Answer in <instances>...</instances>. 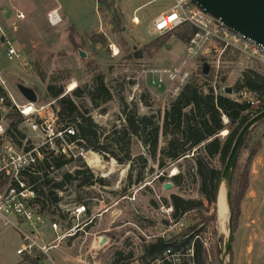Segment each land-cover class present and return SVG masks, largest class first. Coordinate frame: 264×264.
I'll return each instance as SVG.
<instances>
[{
    "label": "rangeland",
    "instance_id": "obj_1",
    "mask_svg": "<svg viewBox=\"0 0 264 264\" xmlns=\"http://www.w3.org/2000/svg\"><path fill=\"white\" fill-rule=\"evenodd\" d=\"M65 1L72 24L77 30L74 31V43L70 40L73 26L65 21L57 26H52L48 22V13L53 10L51 0H4L0 3V89L5 92L12 107L20 114L18 106L29 104L19 92V85L36 92L37 104L40 107L52 103L53 100L48 98L46 93L48 83L42 82L37 76L35 70L37 64L48 75L62 70L70 73L71 79L63 84L64 95H71L77 87L89 85L92 70L104 73L107 86L113 94L112 100L99 107L92 105L88 99L85 103L95 123L107 131L124 123L120 97L128 104L138 105L141 115L158 114L162 121L164 111L171 100L169 90L172 86L168 83L163 90H159L151 85V77L141 75L142 71L148 68L178 67L185 54V44L175 37L166 40L165 45L153 55L145 50L154 40L163 37L154 32L153 20L159 13L169 8L170 0H113L119 8L114 6L115 13L104 7H99L98 11L95 0ZM144 5L146 7H143ZM6 12H11L9 18H6ZM17 12L22 13L24 19H17ZM134 16L140 19V23L137 20L138 25L132 22ZM99 27H102L104 32L101 31L98 38H92L95 36L94 31L84 34L89 29ZM2 38L5 39L4 43L1 42ZM7 42H11L19 51L21 59L14 61L8 59ZM113 45L120 51L117 57L113 56ZM80 51L86 54V58L80 57ZM135 52H142L143 58L128 59ZM204 64L215 67L218 79L222 74L226 77V82L221 84L216 80L217 74H212L214 70L210 71L215 77L214 82H217L218 89L233 87L246 67L243 61L238 62L232 58H226L218 65L210 59L198 61L192 66L193 77L199 74L201 68L203 71ZM140 76L141 79L136 81L135 79ZM74 84L76 87L71 90ZM144 94L150 96L148 103L151 108L141 103ZM57 108L58 106H52L54 111ZM33 120H38V117L35 116ZM224 123L227 124L225 119ZM4 125L9 127V118ZM23 127L25 126H20V131L25 135L23 143L27 144L28 141L30 146L42 148L45 153L53 150L44 146L43 137ZM226 133L228 134V130L220 134L221 138L224 139ZM166 143L167 140L161 133L158 155L154 159L146 146L134 140L131 152L136 163L132 174L134 182L131 186H128L130 164L120 165L113 158L104 159L101 155L86 151L77 145L66 148L67 159L73 160V163L64 171L72 172L78 167L85 170L83 167L85 165L91 170L94 178L102 179L104 184H96L84 192L85 199L90 204V214L87 212L78 214L76 210L78 206L72 203L76 199L73 191L77 183L60 194L63 198L59 206L60 213L55 216L49 212L44 213L49 220L57 222L61 227L58 235L46 230L40 239L48 247L57 246L49 253L55 264H111L116 259L118 251L122 249L120 243L123 233L116 232L115 229L132 218L129 214L131 205L124 200L129 193L137 194L139 199L137 208L141 210L147 207V203L153 204L156 194L162 201H170L172 194L186 199L200 198L198 185L194 184L193 177L187 178L180 187H176L172 182L173 178H170L173 173H176L175 175L179 173L178 163H184L183 161L170 163L164 168L159 167L157 160ZM65 144L62 142L63 146ZM54 148L57 150L56 145ZM61 152H58V155ZM251 155L252 160L249 162ZM140 157L147 159V166L144 181L136 184L137 171L143 166ZM188 166L189 164L184 163L185 169ZM162 175L165 176L164 181L159 178ZM234 177L236 187L243 185V192L235 205V209L238 208L236 217L231 205L234 213L235 238L231 257L227 261L229 264H264V122L251 132L246 146L242 149ZM164 182L171 183L173 188L166 191L162 187ZM145 183L149 185L145 187ZM212 212L202 213L209 217ZM202 213L194 210L190 217L201 221ZM216 217L217 236H214V244L216 238L217 245L220 243L221 250H224V243L229 235L230 213L223 224L219 219L216 203ZM72 229H76V235L67 237V233ZM59 236L64 238L58 239ZM102 237H106L109 242L104 248L97 250ZM17 247V232L0 221V264L17 263L20 259L16 254ZM218 257L220 264L221 256Z\"/></svg>",
    "mask_w": 264,
    "mask_h": 264
},
{
    "label": "trees",
    "instance_id": "obj_2",
    "mask_svg": "<svg viewBox=\"0 0 264 264\" xmlns=\"http://www.w3.org/2000/svg\"><path fill=\"white\" fill-rule=\"evenodd\" d=\"M98 3L100 7L116 12L114 3L108 0H98ZM115 18L118 20V16L115 15ZM194 34V27L185 24L154 40L145 50L153 55L171 37L177 38L186 45ZM99 36L101 35H95L92 38ZM70 40L75 42L74 29L71 30ZM103 41L105 40L103 39ZM142 58V52H135L128 59L140 60ZM231 58L237 61L235 57ZM35 70L41 81L48 83L47 97L55 101L59 108V123L74 130L75 134L70 137V143L86 151L99 154L104 159L113 158L120 165L130 164L128 186L134 182L132 174L135 170L136 159L131 152L134 140H138L146 146L151 157L156 159L159 138L162 133L167 143L166 147L160 151V157L157 160L159 167L164 168L170 163H178L179 161L189 164L188 168L185 169L184 163H178L179 173L173 177L172 182L176 187H180L187 178L193 177L194 184L198 185L197 190L200 196L198 200H194L172 194L170 201L175 208V217H181L183 214L194 210L207 214L213 211L209 217H205L203 213L200 214V220L205 223L215 237L217 236L215 230L216 203L222 181V172L240 131L253 117L264 111V74L254 70L244 71L232 87L234 93L248 91L257 94L259 98L257 109L251 108L247 103H239L225 96L218 89V85L214 84L213 75L211 73L204 75L201 68L199 74L192 77L178 97L169 101L162 121L158 114L141 115L138 105L128 104L123 97H120L119 102L124 123L107 131L95 123L85 103L88 99L92 105L99 107L112 100L113 94L107 86L104 73L92 70L89 85L77 87L71 95H64L63 84L71 79L68 71L62 70L48 75L37 64ZM218 81L223 84L226 82V77L222 74ZM37 93L39 94V92ZM0 97L5 98V105L9 113L10 125L7 133L16 143L21 145L20 140L25 139L24 132L20 131L22 116L12 107L2 89H0ZM149 100L150 96L142 95L141 103L146 107L150 106ZM105 112L104 110L103 113ZM224 119L228 121L227 124L224 123ZM225 130H228V134L223 139L220 134ZM250 134L243 148L246 146ZM140 160L143 166L137 171L136 184L142 183L145 179L147 159L140 157ZM251 160L252 155L249 162ZM72 163L73 160L67 159L64 155L47 154L38 169L28 175V183L34 187L39 196L38 203L42 213L49 212L53 216L60 213L59 206L63 201L60 194L77 183L73 191L76 199L72 203L78 207H85L87 214H90V204L87 203L84 192L96 184H104V181L95 179L91 170L85 165H83L85 170L78 167L72 172L64 171ZM164 178L161 179L164 181ZM236 184L234 177L231 205L235 217L238 215V208L236 210L235 205L241 192H243V185L236 187ZM215 240V244L210 248L204 247L201 243L197 244L199 264H219V246L216 238ZM156 247L159 250L164 248V246Z\"/></svg>",
    "mask_w": 264,
    "mask_h": 264
},
{
    "label": "built area",
    "instance_id": "obj_3",
    "mask_svg": "<svg viewBox=\"0 0 264 264\" xmlns=\"http://www.w3.org/2000/svg\"><path fill=\"white\" fill-rule=\"evenodd\" d=\"M2 1L0 0V3ZM16 18L22 20L24 15L17 12ZM47 18L52 26H57L62 21L58 11H51ZM132 22L138 24L134 18ZM185 24L193 26L195 34L185 45V54L180 65L144 69L141 75L151 77V85L159 90H163L170 83L171 99L178 97L191 81L192 66L200 60L210 59L218 65L226 58L235 57L238 62L246 63L243 72L254 70L264 74V45L230 29L221 20L208 14L195 0H170L169 8L153 20V30L157 35L163 36ZM112 52L114 57L120 54L114 45ZM7 56L10 61L22 58L11 42H7ZM209 66L210 71L214 70V75L217 74L215 77L218 80V71L214 66ZM141 76L135 80L139 81ZM216 83L215 81L214 84ZM227 88H221L220 92L226 94ZM10 97L14 100L11 95ZM228 97L239 103H247L253 109H257L259 105L257 94L248 91L233 92ZM5 103V98L0 97V184L3 183L0 186V220L19 232L23 245L17 250V255L21 257L23 264H55L49 253L57 246L48 247L40 238L46 230L58 235L61 227L41 212L39 196L28 183L27 177L38 169L47 154L53 153L56 156L62 151L60 155L66 156V148L76 146L70 143V137L75 133L73 128L59 123V108L52 110V106L57 107L55 101L41 107L37 103L28 104L27 106L32 107L30 113L27 106H18L23 119L21 125L25 126L23 128H29L43 137L44 146L53 150L45 153L42 148L30 146L28 141L27 145L23 140H20L19 145L8 135V127L4 125L8 118ZM35 116L38 120L34 121ZM225 122L228 121L225 119ZM61 141L66 143L65 146ZM55 145L57 150L54 148ZM175 174L173 173L170 178L176 176ZM163 177L165 176L159 178ZM167 184L169 183L164 182L162 187L165 189ZM148 185L145 183V187ZM156 195L153 204L147 203V207L142 210L137 208L139 199L136 193H129L124 198L131 205L129 214L132 218L115 229L116 232L123 233L120 243L122 249L118 251L116 259L111 264H199L197 244L201 243L206 248L214 245L212 231L205 223L190 217L194 211L176 218L172 202L162 201L160 196ZM76 210L78 214L86 212L83 206ZM13 219H16L17 223H13ZM75 235L76 229L67 233V237ZM62 238L64 237L59 236L58 239ZM156 246L164 248L159 250ZM218 246L220 250L221 244Z\"/></svg>",
    "mask_w": 264,
    "mask_h": 264
},
{
    "label": "water",
    "instance_id": "obj_4",
    "mask_svg": "<svg viewBox=\"0 0 264 264\" xmlns=\"http://www.w3.org/2000/svg\"><path fill=\"white\" fill-rule=\"evenodd\" d=\"M208 14L217 20H221L227 27L237 31L252 40L264 45V0H195ZM11 13L8 14V17ZM2 38L1 42L4 43ZM169 48V46H168ZM80 57L86 58V54L80 51ZM210 72L209 64H204L203 74L208 75ZM18 90L29 104L38 103V97L33 89L19 85ZM228 95L233 93V88L226 90ZM1 119V113H0ZM264 122V111L253 117L240 131L235 143L231 149L226 165L222 172V181L218 191L217 206L221 197L223 203L229 210L230 217L228 221L229 235L224 243V250H219L221 256L220 264H229L227 261L231 257L232 246L235 238L234 216L231 208V195L233 178L240 158L244 143L248 138L252 129ZM173 188L171 183L165 185V190L169 191ZM223 193V195H222ZM224 198V199H223ZM109 240L102 237L98 244L97 250L104 248Z\"/></svg>",
    "mask_w": 264,
    "mask_h": 264
},
{
    "label": "crops",
    "instance_id": "obj_5",
    "mask_svg": "<svg viewBox=\"0 0 264 264\" xmlns=\"http://www.w3.org/2000/svg\"><path fill=\"white\" fill-rule=\"evenodd\" d=\"M4 1V0H3ZM108 1H110V2H112V3H114V5H115V7L117 8V9H119L118 7H117V5H116V3H115V1H113V0H108ZM51 2H52V5H53V10H51V11H58V13H59V15H60V17H61V19H62V21H65L66 23H68L69 25H71V26H73V29H74V31L76 30V27L74 26V24H72V18H71V16H70V14L68 13V11H67V6H65V0H51ZM95 2L97 3V6H98V11H99V3H98V0H95ZM146 6H147V4H145ZM143 6V7H146V6ZM50 11V12H51ZM120 11V10H119ZM49 12V13H50ZM9 13H11V12H9ZM9 13H7L6 12V18H9L10 16H11V14H10V16L8 17V14ZM99 13V12H98ZM160 14V13H159ZM158 14V15H159ZM157 15V16H158ZM156 16V17H157ZM155 17V18H156ZM98 18H100V17H98ZM133 18H137L136 16H134ZM133 18H132V21H133ZM154 18V19H155ZM138 20H139V23H140V19L138 18ZM61 21V22H62ZM100 24H101V21H100ZM136 25V24H135ZM138 25V24H137ZM103 28L102 27H99L98 29H94V28H92L91 30L89 29L87 32H84V34H86V33H91V32H95V35H99V34H101V31H103L102 30ZM77 31V30H76ZM104 32V31H103ZM1 222H3L2 220H0ZM4 224H5V226H8L9 227V225H7L5 222H3ZM13 223H17V221H16V219H13ZM11 227V226H10ZM14 231H16L17 232V245H18V247L16 248V254H17V250L18 249H20L21 247H22V245H23V242H22V239H21V236H20V234H19V232L17 231V230H15L13 227H11ZM41 239V238H40ZM18 256V255H17ZM19 261L17 262V263H15V264H23V261H22V259H21V257L19 256ZM9 264H14V263H9Z\"/></svg>",
    "mask_w": 264,
    "mask_h": 264
},
{
    "label": "bare ground",
    "instance_id": "obj_6",
    "mask_svg": "<svg viewBox=\"0 0 264 264\" xmlns=\"http://www.w3.org/2000/svg\"><path fill=\"white\" fill-rule=\"evenodd\" d=\"M134 20L136 21L135 23H138V21H137L138 18H134ZM75 87H76V84L72 85L71 90L74 89ZM27 109H29L28 110L29 113L32 111V107L31 106H27ZM222 195H223V193H222ZM217 209H218L217 212H218L219 219L224 224V222L226 221L227 216H228L229 213H228V209H227L226 205L223 203V200H222L221 197L219 198V204L217 206Z\"/></svg>",
    "mask_w": 264,
    "mask_h": 264
}]
</instances>
